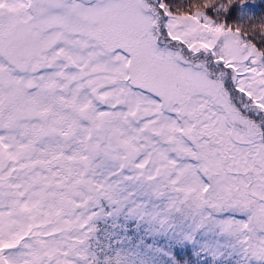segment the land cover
<instances>
[{"label": "snow or ice", "instance_id": "snow-or-ice-1", "mask_svg": "<svg viewBox=\"0 0 264 264\" xmlns=\"http://www.w3.org/2000/svg\"><path fill=\"white\" fill-rule=\"evenodd\" d=\"M0 264H264V0H0Z\"/></svg>", "mask_w": 264, "mask_h": 264}, {"label": "rangeland", "instance_id": "rangeland-1", "mask_svg": "<svg viewBox=\"0 0 264 264\" xmlns=\"http://www.w3.org/2000/svg\"><path fill=\"white\" fill-rule=\"evenodd\" d=\"M237 218H241V217H237Z\"/></svg>", "mask_w": 264, "mask_h": 264}]
</instances>
